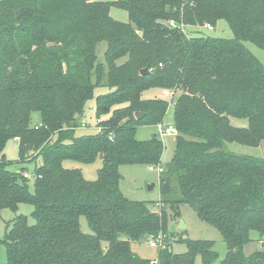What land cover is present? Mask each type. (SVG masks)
<instances>
[{
    "label": "trees",
    "instance_id": "1",
    "mask_svg": "<svg viewBox=\"0 0 264 264\" xmlns=\"http://www.w3.org/2000/svg\"><path fill=\"white\" fill-rule=\"evenodd\" d=\"M114 7L129 20L113 17ZM218 20L234 38L184 29ZM242 41L264 49V0H0V217L19 203L34 209L33 223L17 215L0 238L2 264H149L131 242L158 234L159 264H194L198 255L201 264H264V250H243L250 231L264 233V157L226 150L229 142L257 147L264 139V68ZM101 85L110 91L95 98L98 131L76 135L85 102ZM150 87L173 94L146 99ZM169 104L177 133L172 159L162 164L158 134L140 140L136 131L165 123ZM10 138L18 162L41 159L32 191L25 167L8 168ZM96 158L94 180L63 165ZM122 164L162 165L159 211L124 196ZM183 203L222 235L221 259L207 239L181 238L185 252L170 250L168 215L179 217ZM81 215L92 232L81 230Z\"/></svg>",
    "mask_w": 264,
    "mask_h": 264
},
{
    "label": "rangeland",
    "instance_id": "2",
    "mask_svg": "<svg viewBox=\"0 0 264 264\" xmlns=\"http://www.w3.org/2000/svg\"><path fill=\"white\" fill-rule=\"evenodd\" d=\"M92 1H106V2H114L116 0H92ZM110 14L113 17H116L122 21H128L129 17L125 10L122 8L114 7L111 9ZM185 31H188L190 34H203V35H213L223 38H234V33L230 29L226 20H218L209 30L207 29V24L202 26L194 25V26H185ZM243 44L247 47V49L256 57L257 60L261 62L264 68V49L258 45H254L250 41H242ZM106 43L105 41H100L97 44L96 50L99 59L102 60L103 52L105 50ZM166 90V91H165ZM110 91V88L107 86L101 85L99 87H95L93 90L92 98L86 100L83 116L80 120L79 127L76 128V135H86L92 134L98 131L97 129V118L94 113L95 106V98L97 95H101V93H106ZM168 89L161 90L158 92L157 88L150 87L147 90L143 91L142 96L146 99L148 98H170V93ZM32 122L38 123L40 121V115L34 112L32 113ZM108 115H103L102 118L107 117ZM173 110L172 106L169 104L167 113L165 116L166 122H172ZM230 123L238 126L244 127L247 125L246 118H235L230 117ZM155 125L149 126H139L136 131V138L143 140L148 139L151 134L156 133ZM157 134V133H156ZM159 138L164 143V149L161 155L162 164H165L167 161H170L175 149L174 136L172 134H165L163 136H159ZM17 140L14 138L8 139V141L4 145V154L5 159L9 161L8 168L12 170L19 169L20 167H25V171L28 173V188L30 191L33 190V170L35 166H40L41 159L35 158L30 161L18 162L19 153L17 147ZM226 150L233 151L235 153L241 155H253L256 157H264V139L260 142V145L250 146V145H242L237 142H229L227 143ZM63 165L66 168L76 167L81 170L82 175L85 179L94 180L97 178V171L102 166V160L100 158H96L93 162L82 163L75 160H63ZM119 172L122 175L120 180V190L123 192L124 196L133 201H151L152 204H149L151 209L159 211L163 205L160 204V201L157 203L160 192L158 190V180L159 175L156 170H149L148 165L145 164H122L119 166ZM152 182L155 183V186L151 189L148 188L149 184ZM33 206L27 202L19 203L17 205L16 210H13L9 207H3L1 209V217H0V238H2L9 228V225L12 219L17 215H24L28 217V222L33 223L34 219L32 218ZM179 217L172 218L168 215V223H167V235H170V250L176 253H183L186 250V243L180 241V239H184V236L192 240H200L207 239L213 241V251H217L219 258L221 259L226 253L225 242L220 235L219 231L206 223L205 221L198 218L196 212L193 207L190 205L183 203L180 204L179 207ZM166 214H168L169 209L165 210ZM184 224V229H181V224ZM79 224L81 230L85 233L92 232L91 228L87 224L86 218L84 216L79 217ZM183 231V233H182ZM252 240L249 241L246 245L243 246L244 253L246 255L250 254L256 249L264 250V233L263 235L258 234L256 231H250ZM131 249L142 257L152 259L156 257L157 249L155 247L151 248L149 246V240H141L131 242ZM6 248L3 243H0V264L6 262ZM194 264H201L200 256H196ZM217 264V263H215Z\"/></svg>",
    "mask_w": 264,
    "mask_h": 264
},
{
    "label": "built area",
    "instance_id": "3",
    "mask_svg": "<svg viewBox=\"0 0 264 264\" xmlns=\"http://www.w3.org/2000/svg\"><path fill=\"white\" fill-rule=\"evenodd\" d=\"M170 23L174 24L173 21H170ZM211 27L212 26L210 24L207 25L208 30ZM170 93H171L170 95L172 96L173 92L171 91ZM155 127L157 130L156 133L158 134V136H163L165 134H172L173 136H175L177 133L175 126H173L171 122H165V123L159 122V123L155 124ZM148 168H149V170H156L158 174L163 171V167L160 164H150L148 166ZM28 176H29L28 173L25 171L23 173V177H28ZM34 177L35 176H33V178ZM163 238L164 237H162L161 234H158L151 241H149V246L151 248H153V247L158 248V247L162 246V239ZM149 264H159L158 257L156 256V257H153L152 259H150Z\"/></svg>",
    "mask_w": 264,
    "mask_h": 264
},
{
    "label": "water",
    "instance_id": "4",
    "mask_svg": "<svg viewBox=\"0 0 264 264\" xmlns=\"http://www.w3.org/2000/svg\"><path fill=\"white\" fill-rule=\"evenodd\" d=\"M148 71H149V68L147 67V68H143V69H141L140 73H141L142 75H144V74H147ZM135 116H136V118H140L141 116H143V113H141V112H136V113H135ZM154 186H155V183L152 182L151 184H149L148 188L151 189V188H153ZM184 227H185V225L182 223L181 226H180V228H181V229H184ZM184 238H187V236H184Z\"/></svg>",
    "mask_w": 264,
    "mask_h": 264
},
{
    "label": "crops",
    "instance_id": "5",
    "mask_svg": "<svg viewBox=\"0 0 264 264\" xmlns=\"http://www.w3.org/2000/svg\"><path fill=\"white\" fill-rule=\"evenodd\" d=\"M92 1V0H91ZM158 90V92H160L161 90L160 89H157Z\"/></svg>",
    "mask_w": 264,
    "mask_h": 264
}]
</instances>
